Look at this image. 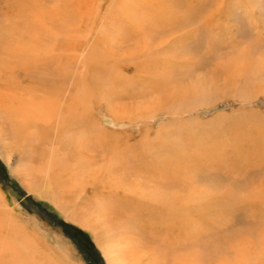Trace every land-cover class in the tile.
Here are the masks:
<instances>
[{"label":"rangeland","instance_id":"1","mask_svg":"<svg viewBox=\"0 0 264 264\" xmlns=\"http://www.w3.org/2000/svg\"><path fill=\"white\" fill-rule=\"evenodd\" d=\"M159 2L165 50L151 55L148 98L129 104L154 96L150 113L131 125L96 113L103 125L123 132L115 137L126 149L114 165V189L80 194L79 201L55 189L54 202L63 207L38 196L14 169L35 167L46 151L34 156L22 144L20 153L6 128L0 134L11 137L0 136L9 143L8 156L0 151V196L13 213L30 218L31 229L38 223L50 241L62 238L78 264H264V0ZM119 3L97 0L95 24L107 5L116 12ZM158 56L163 61L155 66ZM159 72L163 89L155 94ZM100 77L102 95L108 77ZM174 84L180 92L170 103ZM162 95L166 111L158 108ZM75 134L79 129L49 142L69 162L81 161ZM77 211L84 218L96 212L98 226L89 230L67 216L78 221Z\"/></svg>","mask_w":264,"mask_h":264},{"label":"bare ground","instance_id":"2","mask_svg":"<svg viewBox=\"0 0 264 264\" xmlns=\"http://www.w3.org/2000/svg\"><path fill=\"white\" fill-rule=\"evenodd\" d=\"M49 2L0 0V132L11 129L12 137L7 136L20 153L22 144L34 149V156L46 151L43 162L35 167L28 165L32 170L17 166L14 171L27 189L38 196L49 195L54 204L57 192L77 195L79 201L80 194L114 189L118 175L114 165L126 149L119 147L115 137L123 132L103 125L96 113L102 110L113 124L131 125L136 117H143L152 109L154 96L151 101H135L137 107H132V102L148 98V92H152L150 59L152 54L165 50L162 37L166 29L159 0H121L116 12L107 5L97 19L98 25L97 0ZM86 20L89 26H85ZM151 39L156 42L154 46ZM156 59L155 66L161 65L162 57ZM158 69L154 68V72ZM104 72L108 87L100 95V75ZM154 77L157 82L152 89L156 94L163 89L159 79L163 74L159 72ZM179 92L174 84L170 103L178 99ZM164 100V95L157 99L159 109L169 101L163 104ZM148 115L157 116L152 112ZM71 129H79L80 135L75 134L74 140L78 141L75 147L81 161H66L49 143L51 136L52 140L60 139ZM0 143L1 153L6 154L9 143ZM12 210L0 196V264H78L62 238L55 236L50 241L38 223L31 229L30 218ZM76 214L81 217H75L78 221L67 216L86 229L92 230L100 222L96 212H90L89 218L78 211Z\"/></svg>","mask_w":264,"mask_h":264}]
</instances>
